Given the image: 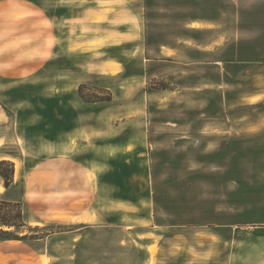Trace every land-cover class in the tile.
Wrapping results in <instances>:
<instances>
[{
  "label": "rangeland",
  "instance_id": "rangeland-1",
  "mask_svg": "<svg viewBox=\"0 0 264 264\" xmlns=\"http://www.w3.org/2000/svg\"><path fill=\"white\" fill-rule=\"evenodd\" d=\"M35 2L0 0V129L22 158L0 171L9 184L43 156L77 158L99 214L32 222L0 195V264H264L262 73L80 70L21 7Z\"/></svg>",
  "mask_w": 264,
  "mask_h": 264
},
{
  "label": "crops",
  "instance_id": "crops-1",
  "mask_svg": "<svg viewBox=\"0 0 264 264\" xmlns=\"http://www.w3.org/2000/svg\"><path fill=\"white\" fill-rule=\"evenodd\" d=\"M178 3L176 16L167 7L170 0H149L147 15L140 0H36L21 7L43 23V38L57 42L80 70L106 73L138 62V69L155 70L151 65L165 64L160 69L252 72L253 76L261 72L264 77V0ZM257 90L252 82L244 94L250 97ZM234 92H229V101L237 99ZM0 123L3 130L8 128L6 118ZM8 141L0 129V161L21 160L6 151ZM93 171L70 155H46L19 181L16 169L11 183L0 177V195L5 201L24 203L32 222L91 224L98 219L94 204L100 198Z\"/></svg>",
  "mask_w": 264,
  "mask_h": 264
},
{
  "label": "trees",
  "instance_id": "trees-1",
  "mask_svg": "<svg viewBox=\"0 0 264 264\" xmlns=\"http://www.w3.org/2000/svg\"><path fill=\"white\" fill-rule=\"evenodd\" d=\"M3 162H5V161H0V165H1V163H3ZM0 175L3 176V177L6 179V180H5V183L7 184V183H8V180H9V179H7V176H6L5 174H3L1 171H0ZM3 223L6 224L7 226H12V225H14L12 222H7V221H4Z\"/></svg>",
  "mask_w": 264,
  "mask_h": 264
}]
</instances>
